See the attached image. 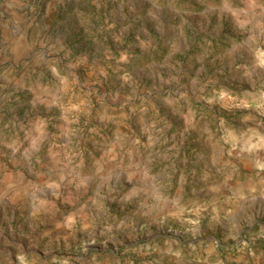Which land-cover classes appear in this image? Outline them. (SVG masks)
I'll return each instance as SVG.
<instances>
[{"label":"rangeland","instance_id":"rangeland-1","mask_svg":"<svg viewBox=\"0 0 264 264\" xmlns=\"http://www.w3.org/2000/svg\"><path fill=\"white\" fill-rule=\"evenodd\" d=\"M263 139L264 0H0V264L250 249Z\"/></svg>","mask_w":264,"mask_h":264},{"label":"crops","instance_id":"crops-1","mask_svg":"<svg viewBox=\"0 0 264 264\" xmlns=\"http://www.w3.org/2000/svg\"><path fill=\"white\" fill-rule=\"evenodd\" d=\"M261 153L264 156V139ZM258 168L260 171H256L255 176L261 177L260 180L255 177L253 180H236L232 184H226L233 186V206L231 211L225 209L229 217L220 221L225 223L226 220H230L233 223L235 236L246 233L245 239L251 248L235 246L233 253L224 254V259L221 260L215 243L208 242L204 245L200 243L190 249H179V251L194 250V253L186 252L187 254L184 255L186 259L179 258L178 251L174 255L167 254L164 264H264V163ZM249 169L250 167L245 168L247 171ZM222 204H225L224 201ZM221 206L215 205L214 212L217 213L216 208H218L220 213H224Z\"/></svg>","mask_w":264,"mask_h":264}]
</instances>
